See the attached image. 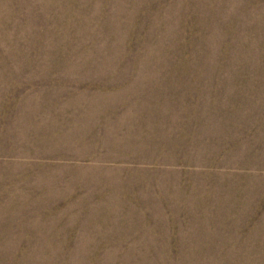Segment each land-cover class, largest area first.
<instances>
[{
  "label": "rangeland",
  "instance_id": "obj_1",
  "mask_svg": "<svg viewBox=\"0 0 264 264\" xmlns=\"http://www.w3.org/2000/svg\"><path fill=\"white\" fill-rule=\"evenodd\" d=\"M0 264H264V0H0Z\"/></svg>",
  "mask_w": 264,
  "mask_h": 264
}]
</instances>
